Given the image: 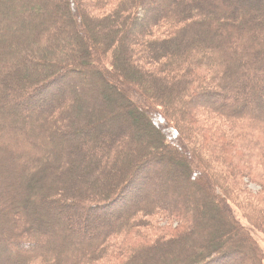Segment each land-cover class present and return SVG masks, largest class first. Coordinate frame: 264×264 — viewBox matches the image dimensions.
I'll list each match as a JSON object with an SVG mask.
<instances>
[{"label":"trees","instance_id":"trees-1","mask_svg":"<svg viewBox=\"0 0 264 264\" xmlns=\"http://www.w3.org/2000/svg\"><path fill=\"white\" fill-rule=\"evenodd\" d=\"M76 68L90 81L60 90ZM29 88L45 101L21 108ZM145 164L188 192L126 196ZM251 229L264 0H0V264H264Z\"/></svg>","mask_w":264,"mask_h":264},{"label":"rangeland","instance_id":"rangeland-1","mask_svg":"<svg viewBox=\"0 0 264 264\" xmlns=\"http://www.w3.org/2000/svg\"><path fill=\"white\" fill-rule=\"evenodd\" d=\"M75 70H77V73H68V71L66 70V71H63L61 74H64L65 72H67L68 73V75L65 77V79L64 80H59V83L57 84V86H60V90H63L64 92L65 91H67V92H70V90H71V88H74L75 86L76 87H80V83L79 82H81V81H90V79L91 78H89L88 77V75H87V72H86V70H82V69H80V68H76ZM49 73H43V75H41V79H40V81H43L45 78H46V76L48 75ZM60 75V74H59ZM58 75V76H59ZM22 77H24L23 75H22ZM40 78V77H39ZM56 78V77H55ZM54 77L52 78V79H55ZM70 78V81L71 82H69L68 84H67V82H65V80L67 81V79H69ZM89 78V79H88ZM37 80H39V79H37ZM37 80H35V82L37 81ZM39 81V82H40ZM50 81V80H49ZM49 81H47L46 83H49ZM39 82L36 84V85H38L39 84ZM45 84V83H44ZM115 85V84H114ZM42 86H44V85H41V87ZM56 86V87H57ZM117 86H119V84L117 85ZM116 86V87H117ZM75 87V88H76ZM32 88V87H31ZM112 88V87H111ZM110 88V90H112ZM37 90V89H36ZM29 91H30V88H29V90H20L18 93H19V95L21 96L20 98L21 99H23V100H25V102L27 103V106H23L22 107V105L24 104V103H18L19 105H20V107L21 108H28V106L31 108V109H33V105H36V103L37 102H39L40 100L38 99V97L41 99V100H44L43 98L45 97L44 96V93H42V94H39L38 96H36V97H30V93H29ZM69 94V93H68ZM103 96H105V95H103ZM118 97H119V95L117 94V92H111L110 94H109V97L107 98V97H104V101L106 102V104H107V109L109 110V112H108V115L107 116H105V117H109V116H111L112 115V108L114 107V103H115V101L118 99ZM37 98V99H36ZM45 101V100H44ZM20 102V101H19ZM22 104V105H21ZM100 119H102V117H91L90 119H89V121L91 122V124H94V123H97V121H100ZM72 133H74V136L75 137H77V138H79V137H81L82 135H81V133H79V132H77V130L75 129V130H73V132ZM138 138H139V135H138ZM137 138V139H138ZM73 139H75V138H73ZM76 140V139H75ZM65 141L66 142H68V140H67V138H65ZM137 141H139V140H137ZM69 145H67V147H68ZM163 165V164H162ZM145 166V167H144ZM143 167H142V170L140 171V176L138 177V180H136L135 179V183H131V186L127 189V190H129V194H127L126 196H128L129 197V195L131 194V199H132V197L133 196H137V195H140V194H143V193H147V192H149V188L151 187V185H161V184H164V182L169 186L168 188L166 187V189L168 190V189H172L173 190V194H178V196H181V194H183L184 192H188V188L185 186V185H180L179 187H175L174 185H172V184H170L168 181H166V180H164V182L163 181H161L160 179L159 180H156L155 181V177L154 176H152L151 178L149 177V174H147L148 173V168H147V165L145 164ZM163 168H165V169H169V167L167 168V166H165V165H163V166H161V167H158L157 169H154V172H157L158 174H159V172L163 169ZM168 171H170V170H168ZM126 174V175H125ZM128 172H125L124 173V175H123V177H121V181H123V180H125L127 177H128ZM158 174H157V176H158ZM149 178V180H150V182L148 183H146V179H148ZM152 183V184H151ZM150 184V185H149ZM163 185H161V187H162ZM248 189L249 190H251V191H253V192H256L257 190H258V188L255 186V185H249L248 186ZM171 190V191H172ZM170 196H172V195H170ZM125 202V199L123 200H120L118 203H117V208L115 207L112 211H110V212H105V213H103L101 216L99 215V214H93V213H91V214H89V212L87 211V210H84L83 211V221L84 222H86V224H89V223H93L94 221H95V219H100L101 217H105L106 215L107 216H110V215H113L114 213H115V211H119L120 212V210H121V204H126V202ZM100 216V217H99ZM238 219H239V217H238ZM91 220H92V222H91ZM240 220V219H239ZM90 226H92L91 224H89L88 225V227H90ZM250 234H251V236L253 237V239L257 242V245L259 246V248L261 249V251L264 253V237L259 233V232H257L256 230H253V229H251L250 230ZM239 254H237L236 255V257H234V258H230V260H228V261H224V262H218L217 264H230L232 261H234V260H236V258H237V256H238ZM238 257H240V256H238ZM215 264H216V262H215Z\"/></svg>","mask_w":264,"mask_h":264}]
</instances>
